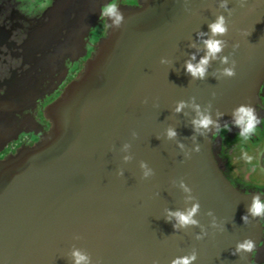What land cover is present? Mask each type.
<instances>
[{
	"label": "water",
	"instance_id": "95a60500",
	"mask_svg": "<svg viewBox=\"0 0 264 264\" xmlns=\"http://www.w3.org/2000/svg\"><path fill=\"white\" fill-rule=\"evenodd\" d=\"M228 8L231 14L219 0H139V6L119 7L122 24L109 26L78 77L46 105L47 133L0 161V264H69L72 247L87 252L92 264H169L193 250L194 264H252V251L233 250L238 240L255 246L260 239L259 218L241 219L253 193L239 191L219 169L214 131L200 136L191 125L193 100L202 109L211 105L213 119L224 113L221 125L231 122L236 106L254 109L258 100L264 3L229 0ZM217 14L228 25L219 55L231 54L235 75L221 76L226 65L217 57L203 80L193 79L184 63L190 53L197 60L204 55L201 39ZM178 100L189 106L176 113ZM169 127L177 132L173 139L166 137ZM124 143L130 145L127 162ZM194 143L198 152L191 151ZM140 161L153 169L149 178L141 177ZM180 181L200 203L196 219L207 232L200 240L194 238L199 227L176 231L164 219L166 209L191 204ZM209 210L217 228L210 226Z\"/></svg>",
	"mask_w": 264,
	"mask_h": 264
},
{
	"label": "flooded vegetation",
	"instance_id": "af4514ba",
	"mask_svg": "<svg viewBox=\"0 0 264 264\" xmlns=\"http://www.w3.org/2000/svg\"><path fill=\"white\" fill-rule=\"evenodd\" d=\"M58 1V2H57ZM50 0L27 13L16 0H0V161L38 143L50 128L47 104L77 78L109 28L101 9L107 0ZM118 7L139 0H116ZM254 111L257 129L247 140L239 129L212 136L219 169L244 193L264 195V80ZM251 263L264 264V218Z\"/></svg>",
	"mask_w": 264,
	"mask_h": 264
},
{
	"label": "clouds",
	"instance_id": "9594fccd",
	"mask_svg": "<svg viewBox=\"0 0 264 264\" xmlns=\"http://www.w3.org/2000/svg\"><path fill=\"white\" fill-rule=\"evenodd\" d=\"M229 0H219V7L224 9L225 11L231 14V10L228 8ZM264 3V0H261ZM241 6L244 5L245 0H239ZM102 15L107 18L109 22V26L111 27H119L123 21V14L120 11L116 0H107L104 6L101 9ZM208 34L206 38L205 33H198V38L201 39V43L204 46V55H202L199 60L196 59L195 53L189 54V59L184 63V71L191 76L193 79L203 80L208 71V65L211 60L217 59L219 57L220 63L226 65L220 70V75L224 77H232L235 75V61L230 60V55H219L223 52L226 41L224 39H220L219 37H223L228 32V25L226 23V18L223 14H217L215 19L212 20L208 25ZM243 35H249L248 32H244ZM238 44H233L232 47L235 49L238 47ZM193 61H196L193 63ZM163 62V60L161 61ZM189 106V102L185 100H178L175 103V107L173 109L174 112L179 113L185 107ZM190 106L195 112V116L191 120V125L193 132L197 135L204 136L209 132L218 133L221 130L220 119L224 116V113L216 112L215 119H213V114L210 111L211 105L206 106L205 108H201L199 103H196L194 100L191 102ZM231 125L235 126L239 129V137L243 140H247L253 133H255L257 129V116L254 109L250 105L240 104L232 109L231 113ZM224 128L229 129V125L226 122L223 125ZM166 137L168 139H173L176 137L177 132L174 128L169 127L166 129ZM136 133L133 132L132 136L135 137ZM195 140V137H193ZM177 147L184 149V145L182 143H178ZM130 145L128 143H124L121 146V151L125 153L122 156V160L127 162L131 159V156L128 154V150ZM200 150L199 144L194 143L191 151L198 152ZM189 153L185 152V156H188ZM139 168L141 170L142 178H149L153 175V169L148 166V164L144 161L139 162ZM117 176L123 175V170L118 169L116 171ZM179 187L182 189L184 193H186V199L191 201L189 207L181 209H166L165 212V221L171 222L174 230L179 231L182 229H186L190 226L199 227L200 231L194 234V238L196 240L202 239L207 232L205 228L200 225L198 219H196L197 214L200 210V203L194 196L191 195V188L186 185L183 181H180ZM207 215L211 217L210 226L212 228H217L216 218L211 210L207 212ZM256 218H264V195L260 194H252L251 199L249 200L246 208V214L241 216V219L244 224L248 223L249 220ZM78 239L79 237H74ZM254 249V242L251 239H243L238 240L235 243V247L233 250L234 255H239L243 252H251ZM69 264H92L91 257L87 252L81 250L77 247H72L68 252ZM197 259L196 251L193 250L186 255H180L172 258L169 261V264H194Z\"/></svg>",
	"mask_w": 264,
	"mask_h": 264
},
{
	"label": "rangeland",
	"instance_id": "374dc122",
	"mask_svg": "<svg viewBox=\"0 0 264 264\" xmlns=\"http://www.w3.org/2000/svg\"><path fill=\"white\" fill-rule=\"evenodd\" d=\"M17 4L27 13L39 12L50 0H16Z\"/></svg>",
	"mask_w": 264,
	"mask_h": 264
}]
</instances>
